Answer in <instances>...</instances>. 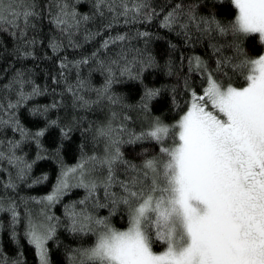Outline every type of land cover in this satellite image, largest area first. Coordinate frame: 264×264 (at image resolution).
<instances>
[{
	"label": "snow or ice",
	"instance_id": "1",
	"mask_svg": "<svg viewBox=\"0 0 264 264\" xmlns=\"http://www.w3.org/2000/svg\"><path fill=\"white\" fill-rule=\"evenodd\" d=\"M0 173V264H264V0H0Z\"/></svg>",
	"mask_w": 264,
	"mask_h": 264
},
{
	"label": "trees",
	"instance_id": "2",
	"mask_svg": "<svg viewBox=\"0 0 264 264\" xmlns=\"http://www.w3.org/2000/svg\"><path fill=\"white\" fill-rule=\"evenodd\" d=\"M49 165H51V167L54 169V165L52 164L51 161H49L47 165H44V167H48ZM38 171H40V168H39V167L36 169V172H38ZM36 172H34L33 174L35 175ZM0 175H3V174L0 173ZM53 178H54V171H53ZM49 183H50V182H49ZM42 190H46V189H41V188H39V187H33V189H32L33 192H39V191H42ZM26 254H27V259H28V261H29V264H31V262H32V260H33V256H32V252H31V250H30V249L27 250V253H26Z\"/></svg>",
	"mask_w": 264,
	"mask_h": 264
}]
</instances>
